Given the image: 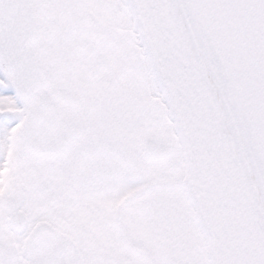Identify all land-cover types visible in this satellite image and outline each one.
<instances>
[{"label":"snow or ice","instance_id":"obj_1","mask_svg":"<svg viewBox=\"0 0 264 264\" xmlns=\"http://www.w3.org/2000/svg\"><path fill=\"white\" fill-rule=\"evenodd\" d=\"M0 264H264V0H0Z\"/></svg>","mask_w":264,"mask_h":264}]
</instances>
